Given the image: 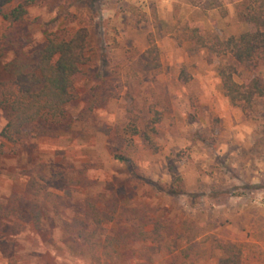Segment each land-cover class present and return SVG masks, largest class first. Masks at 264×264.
Listing matches in <instances>:
<instances>
[{"label": "rangeland", "instance_id": "374dc122", "mask_svg": "<svg viewBox=\"0 0 264 264\" xmlns=\"http://www.w3.org/2000/svg\"><path fill=\"white\" fill-rule=\"evenodd\" d=\"M241 7L242 0H37L30 6L37 22L29 48L39 46L45 32L66 37L80 20L98 42L74 77L79 97L68 106L70 131L16 149L5 143L7 153L0 154V201L27 196L25 170L42 172L49 178L39 179L42 187L60 196L44 203L41 230L0 231V264H109L96 246L77 251L67 237L65 222L84 220L87 197L102 204L113 198L162 221L160 250L142 251L144 241L125 247L120 257L126 264H219L223 253L212 247L213 237L242 244L239 264H264V96L247 110L234 106L218 75L227 57L202 41L251 30ZM5 26L0 16V35ZM151 40L159 51L157 67L147 53ZM2 64L0 78L6 75ZM238 71L237 80L257 75L264 82V59ZM95 86L109 98L78 118ZM130 121L139 133L126 149L118 135ZM4 124L0 109V130ZM120 151L131 156L141 179L132 180L114 158ZM170 166L186 193L166 192ZM184 219L197 233L191 261L178 252L186 244L185 235L178 237ZM117 225L106 223L93 240L102 241Z\"/></svg>", "mask_w": 264, "mask_h": 264}, {"label": "trees", "instance_id": "16d2710c", "mask_svg": "<svg viewBox=\"0 0 264 264\" xmlns=\"http://www.w3.org/2000/svg\"><path fill=\"white\" fill-rule=\"evenodd\" d=\"M36 2L0 0V16L6 22L0 35V59L3 60L2 69L6 74L0 78V109L5 116V124L0 130V154L7 153L5 143L14 145L16 149L31 139L55 138L70 131L73 119L68 106L79 97L74 87V77L95 52L98 42L91 27L80 20L81 24L66 37L45 32L41 44L29 48L32 30L37 22L36 18L29 16V8ZM240 16L244 22L252 25L251 30L225 39L214 35L209 43L204 38L202 41L218 55L227 57V61L218 67L222 90L234 106L247 110L257 97L264 96V82L257 75L242 80L236 77L240 65L264 59V0H242ZM147 53L157 67L160 64L159 51L153 40L149 43ZM108 98L107 92H100L97 86L93 87L84 97V106L78 118L88 115ZM138 133L135 122L130 121L120 129L119 142L126 149L133 148L134 136ZM147 140L150 141L149 138ZM114 158L127 166L132 180L141 179L128 153L115 152ZM169 171L171 183L165 188L166 192L173 195L186 193L181 176L172 166ZM24 173L28 175L24 189L27 196L11 194L5 201H0L1 232H18L26 226L41 230L44 203H52L60 198L42 187L39 179L49 180L42 172L34 174L32 170H25ZM153 185L164 193V186L156 182ZM186 219L181 226L183 232L178 234V237L185 235L186 244L178 252L184 260L191 261L190 253L195 247L197 233L195 223L190 221L187 225ZM113 222L118 225L109 229L102 241L93 240L97 232L104 230L106 223ZM162 226V221L154 219L137 206H126L113 198L102 204L93 197L86 198L84 220L65 222L67 237L77 251L84 247L94 251L96 246L109 264H126L120 257V251L138 242H148L141 247L142 251H159L164 245ZM212 240V247L219 248L223 253L219 264H239L243 255L242 244L219 242L214 237ZM2 251L4 255L11 256V249L10 253L4 249ZM201 252H196L195 257Z\"/></svg>", "mask_w": 264, "mask_h": 264}]
</instances>
